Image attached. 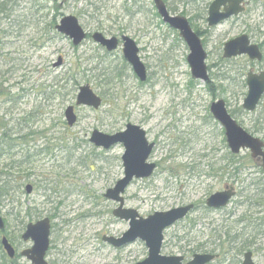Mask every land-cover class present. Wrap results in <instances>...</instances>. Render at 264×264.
I'll use <instances>...</instances> for the list:
<instances>
[{"label": "rangeland", "instance_id": "rangeland-1", "mask_svg": "<svg viewBox=\"0 0 264 264\" xmlns=\"http://www.w3.org/2000/svg\"><path fill=\"white\" fill-rule=\"evenodd\" d=\"M213 1L164 0L172 15L187 18L200 33L208 84L192 77L189 47L163 22L152 0L7 4L9 17H0V212L6 225L0 245L5 236L15 248L31 246L21 238L27 226L49 218V264L144 261L148 249L142 241L120 249L103 241L129 230V222L113 215L119 205L105 198L124 177L125 149L117 145L106 151L90 142L96 130L113 135L130 123L155 144L149 163L157 169L132 182L124 194L126 209L147 218L184 205L202 206L227 184L237 192L224 210L198 208L168 229L162 254L189 260L215 249L220 258L213 264H242L251 252L255 264H264V170L248 150L231 154L224 129L210 112L212 103L223 99L237 123L264 142V96L254 112L242 107L247 75L264 71V59L223 58L225 44L240 35L263 43L264 0H243V14L209 27ZM66 16L77 17L89 33L79 47L56 30ZM54 19L57 24L50 28ZM96 32L133 39L148 80L135 75L122 45L109 53L95 43ZM85 85L103 100L99 109L77 106ZM71 106L78 116L74 127L65 120ZM0 264H9L1 248ZM18 264L30 263L21 258Z\"/></svg>", "mask_w": 264, "mask_h": 264}, {"label": "water", "instance_id": "water-1", "mask_svg": "<svg viewBox=\"0 0 264 264\" xmlns=\"http://www.w3.org/2000/svg\"><path fill=\"white\" fill-rule=\"evenodd\" d=\"M163 22L172 29L179 31L181 37L189 47L188 63L191 67L192 77L203 83L210 82L208 67L206 65L207 54L202 40L194 32L187 18L172 15L164 0H152ZM245 11L243 0H214L208 9L207 24L209 27L218 26L220 23L232 17L239 16ZM58 33L71 40L74 47H79L87 39V32L81 26L75 16L64 17L56 26ZM95 43L105 48L108 52H114L119 48L120 40L117 37L107 38L100 32L92 35ZM123 54L128 64L131 65L135 75L141 82H146L148 73L146 66L139 57V48L130 37L123 36ZM247 55L253 61H262L263 54L258 46L251 45L249 37L242 35L227 42L224 46L223 58L230 60ZM61 64V61L58 65ZM248 94L243 102V109L254 112L264 95V72L259 74L249 72L247 77ZM77 106H89L99 109L102 99L92 90L90 85L80 88L77 96ZM211 114L225 130L226 141L232 154L239 155L248 150L252 159L261 161L264 168V142L247 133L228 112L226 102L223 99L212 103ZM65 119L69 127H73L78 117L74 107H68L65 111ZM90 142L98 149L110 150L117 145H123L125 152L122 156L124 177L109 189L105 198L117 203L119 206L113 211V215L121 220L129 222V230L120 238L104 237L103 241L120 249L138 240L145 243L148 249L147 258L136 264H210L217 258L213 254H195L192 260L184 263L182 256H165L162 248L165 241V232L176 223L184 220L194 210L195 205L189 204L174 208L167 212H156L153 215L142 218L136 210L125 208L124 194L134 180L150 178L157 166L149 163L155 144L149 143L147 133L140 126L128 124L124 131L113 135L94 131ZM26 191L31 194L33 187L27 185ZM235 196L231 191L218 192L207 199V206L212 209H222L228 206ZM51 220L45 218L36 223H30L22 235L24 242H33V246L22 252V257L31 264H49L46 260L50 249ZM6 225L0 212V231L5 232ZM1 244L10 259H14L16 251L7 237H3ZM242 264H255L253 253L244 255Z\"/></svg>", "mask_w": 264, "mask_h": 264}, {"label": "flooded vegetation", "instance_id": "flooded-vegetation-1", "mask_svg": "<svg viewBox=\"0 0 264 264\" xmlns=\"http://www.w3.org/2000/svg\"><path fill=\"white\" fill-rule=\"evenodd\" d=\"M245 4V2H243V5ZM244 7H245V11H246V6L244 5ZM244 11V12H245ZM243 12V13H244ZM242 13V14H243ZM241 15V14H240ZM239 15V16H240ZM208 16V15H207ZM238 17V16H237ZM189 21V20H188ZM206 21H207V19H206ZM189 23H190V25H191V27L193 28V26H192V23L189 21ZM194 30V29H193ZM194 32L195 33H197L195 30H194ZM198 34V36L201 38V36H200V33H197ZM243 35H246V34H243ZM241 36V35H240ZM246 36H248L249 37V40H250V44L251 45H256V46H258V48H259V50L261 51V53L263 54V51L262 50H264V41H263V43H260V44H257L254 40H253V38L252 37H250L249 35H246ZM107 38H112V37H107ZM202 40V39H201ZM119 45H122V42L120 41L119 42ZM243 56H246V57H248L247 55H243ZM242 56V57H243ZM241 57V56H240ZM248 59L251 61V62H257V63H260V62H262L263 61V59H264V54H263V59H262V61H253V60H251L249 57H248ZM250 72H253V73H257V74H259V73H261V72H264V71H260V72H254L253 70H250ZM249 74V73H248ZM248 76V75H247ZM246 85H247V80H246ZM248 87V86H247ZM232 116V115H231ZM233 117V116H232ZM219 123V122H218ZM220 124V123H219ZM128 125V124H127ZM127 125H126V127H127ZM221 125V124H220ZM125 127V128H126ZM223 128V127H222ZM224 129V128H223ZM224 133H225V130H224ZM258 162V164L259 165H261L262 166V168H263V165H262V162L261 161H257ZM263 170H264V168H263ZM233 173H235V171H233ZM233 179L232 180H235V176L233 175ZM233 191L235 194L237 193L236 192V189L234 188V186H232V185H230V184H227L220 192H224V191ZM216 193H218V192H216ZM215 194V193H214ZM211 196V195H210ZM209 196V197H210ZM208 199V198H207ZM207 199H206V202H205V204L204 205H202V206H200V205H197V204H194L195 205V208H194V210L192 211V213L194 212V211H196L198 208L199 209H204V210H207V211H215V212H217V211H220V210H224L225 208H227L228 206H229V204L231 203V201L233 200V198H232V200L229 202V204H228V206H226L225 208H222V209H212V208H209L208 206H207ZM185 206V205H184ZM21 238H22V236H21ZM24 243H26V245H28V244H32L31 246H29V247H24V248H15L14 246V249H15V251H16V256H15V258L14 259H10V258H8L9 259V264H18V260L19 259H21L22 258V252L23 251H25V250H27V249H30L32 246H33V242H31V241H29V242H24ZM3 249V248H2ZM3 251H4V253L6 254V252H5V250L3 249ZM198 254H212V253H198ZM214 255H216L218 258L216 259V260H218L219 258H220V255L219 254H216V252L215 253H213ZM7 255V254H6ZM195 255V254H194ZM194 255H193V257H194ZM192 257V258H193ZM185 258V257H184ZM192 258L191 259H186L185 258V261H184V263H187V262H189L190 260H192ZM27 261V260H26ZM29 262V261H28ZM30 263V262H29ZM214 263V262H213ZM213 263H211V264H213ZM31 264V263H30Z\"/></svg>", "mask_w": 264, "mask_h": 264}, {"label": "trees", "instance_id": "trees-1", "mask_svg": "<svg viewBox=\"0 0 264 264\" xmlns=\"http://www.w3.org/2000/svg\"><path fill=\"white\" fill-rule=\"evenodd\" d=\"M12 0H0V17L5 14L7 17H9L8 15V11H9V8L7 6V4H10ZM50 2H55L57 3L58 0H49ZM43 9L39 10L42 11ZM57 22H56V19H54L51 24H50V28H54L56 26ZM1 25V23H0ZM234 158H232L233 160ZM0 248L2 249L1 245H0ZM204 253H215V249H206L204 250Z\"/></svg>", "mask_w": 264, "mask_h": 264}]
</instances>
